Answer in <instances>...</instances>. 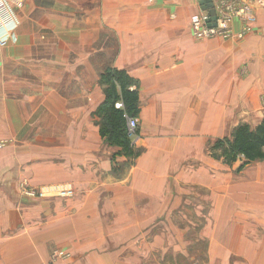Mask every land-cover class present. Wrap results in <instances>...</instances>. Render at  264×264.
Segmentation results:
<instances>
[{
	"label": "crops",
	"instance_id": "1",
	"mask_svg": "<svg viewBox=\"0 0 264 264\" xmlns=\"http://www.w3.org/2000/svg\"><path fill=\"white\" fill-rule=\"evenodd\" d=\"M202 1L94 0L105 30L85 26L76 35L70 25L73 34L61 49L67 78L60 79L57 49L48 48L43 60L44 49L32 47L38 34L29 9L37 3L25 0L16 39L0 53V140L12 141L0 150V264L47 260L38 232L72 248L58 230L85 222L88 212L92 222L105 221L101 212H119L131 226L130 211L144 209L139 221L147 222V210L165 207L161 193L173 169L202 156L209 136L264 121V9L253 2L252 30L244 38L197 40L191 19ZM67 2L79 5L81 20L91 19L80 8L86 0ZM47 14L55 20L53 10ZM68 17L75 21L74 13ZM234 28L243 29L238 22ZM104 34L113 48L105 41L97 52L113 50V66L139 92L140 141L132 143L139 155L131 164L122 147L102 138L95 116L104 93L94 86L89 55ZM23 180L32 188L71 186L76 199L65 207L53 200V210L49 201L25 204L18 201Z\"/></svg>",
	"mask_w": 264,
	"mask_h": 264
},
{
	"label": "rangeland",
	"instance_id": "2",
	"mask_svg": "<svg viewBox=\"0 0 264 264\" xmlns=\"http://www.w3.org/2000/svg\"><path fill=\"white\" fill-rule=\"evenodd\" d=\"M67 1L34 0L36 6L29 9L32 12L29 16L30 27L38 34L32 47L44 49L40 56L43 60L49 57L48 48L57 49L60 79L67 78L65 58L61 57L64 51L61 49L73 34L70 25L76 35H80L81 28L85 26L91 27L93 33L97 29L105 30L103 20L95 17L100 10L99 3L86 0V4H81L86 17L91 18L81 20L83 15L78 13L79 5H69ZM159 1L164 0H148V4L152 6ZM246 1L252 6L255 1L260 5L264 2ZM51 10L54 11L55 20L47 14ZM70 13L75 14V21L71 22L68 17ZM106 37L105 34L101 36L89 55L94 69L91 77L96 82L94 86L97 85L104 93V100L95 111L100 132L110 90L105 80L117 70L112 62L113 50L97 52L105 41L112 47L111 40L107 42ZM71 54L69 56L76 61L78 54ZM101 65L104 67L100 69ZM81 73L82 70L78 74ZM235 129L224 130L217 137L209 136L202 156L193 155L185 161L184 166L180 164L176 166L177 170L173 169L174 173L167 178L161 193L165 207L147 210V222L140 224L139 221L144 209L130 211L135 218L131 226L124 225L119 212H101L107 215L103 222L87 221L93 214L85 213V222L68 221L58 230L61 235H68L66 244L72 247L68 249L61 241L48 240L47 233L38 232V239H43L49 249L47 260L39 264H264V160L247 165L242 156L232 152V133ZM139 130L140 127L136 139H132L127 131L131 144L140 141ZM11 144L12 141L8 139L0 140V150H5ZM133 145L126 150L121 148V153L129 160L127 164L134 162L139 155ZM55 187L64 186L32 188L27 180H23L18 190V201L42 205L54 200L65 207L69 205L67 200L76 199L75 190V196L67 199L53 195L32 199L25 194L27 190L41 192ZM50 207L53 210L54 203ZM59 252H64L67 257H56Z\"/></svg>",
	"mask_w": 264,
	"mask_h": 264
},
{
	"label": "built area",
	"instance_id": "3",
	"mask_svg": "<svg viewBox=\"0 0 264 264\" xmlns=\"http://www.w3.org/2000/svg\"><path fill=\"white\" fill-rule=\"evenodd\" d=\"M154 1L157 0H151V2ZM25 5V0H0V53L16 39L15 33L21 24L18 10L24 8ZM261 6H264V2L261 3ZM206 7L204 11L201 10L198 15L191 19L193 36L197 40L214 38L229 40L234 36L244 38L245 35L251 32L252 27L249 24L254 18L255 12L254 7L246 0H211V5H206ZM213 10L216 13L215 20L210 13ZM235 22L240 23L243 27L239 34L235 33ZM117 107L123 109L122 104H117ZM125 117L128 122V134L132 139H136L139 122L136 118L127 115ZM25 194L32 199L52 195L61 199L75 196L74 188L71 186L55 187L41 192L27 190ZM56 257H67V255L64 252H59Z\"/></svg>",
	"mask_w": 264,
	"mask_h": 264
},
{
	"label": "trees",
	"instance_id": "4",
	"mask_svg": "<svg viewBox=\"0 0 264 264\" xmlns=\"http://www.w3.org/2000/svg\"><path fill=\"white\" fill-rule=\"evenodd\" d=\"M108 77L105 82L108 86L110 85V90L102 116L101 134L108 139L109 144L126 150L132 144L127 137L128 122L125 115L131 118L139 117L141 110L139 92L131 89L136 83L125 71L116 70ZM118 102L122 103L123 109L116 107ZM232 134V152L242 156L245 164L264 160V121L255 128L248 124H241Z\"/></svg>",
	"mask_w": 264,
	"mask_h": 264
},
{
	"label": "water",
	"instance_id": "5",
	"mask_svg": "<svg viewBox=\"0 0 264 264\" xmlns=\"http://www.w3.org/2000/svg\"><path fill=\"white\" fill-rule=\"evenodd\" d=\"M206 5H211V0H205V1L201 2V6H202L203 11L207 8ZM210 13H211V16H213V19L215 20L216 19L215 18V15H216L215 11L214 10L210 11Z\"/></svg>",
	"mask_w": 264,
	"mask_h": 264
}]
</instances>
